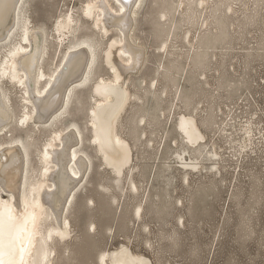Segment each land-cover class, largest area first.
<instances>
[{"label":"rangeland","instance_id":"rangeland-1","mask_svg":"<svg viewBox=\"0 0 264 264\" xmlns=\"http://www.w3.org/2000/svg\"><path fill=\"white\" fill-rule=\"evenodd\" d=\"M154 1L144 0L136 17L134 36L143 44L146 60L126 81L133 99L117 123L132 157L119 183L121 195L100 166L86 124L91 83L108 74L99 51L92 80L74 91L59 121L79 129L81 149L91 163L69 211L71 238L64 258L69 264H99V252L126 245L149 264H264V0H227L232 13L204 11L202 17L200 8L191 17L186 8L183 14L182 8H173L175 0L161 6ZM26 4L29 20L50 35L49 57L57 59L61 46L52 44L59 43L57 37L52 40L54 25L67 12L82 17L80 0ZM159 9L166 15V21L160 19L164 27L170 28L167 45L181 53L173 62L158 49L164 33L154 26L153 13ZM204 15L213 29L206 33L209 38L201 28ZM81 20L67 43L93 30ZM184 33L194 47L201 44L195 60L186 56L193 49L187 40L181 42ZM9 96L17 111L13 89ZM188 115L203 136L195 146L178 128L180 117ZM139 117H145V124L136 125ZM47 131L38 133L40 142ZM32 154L31 165L38 166ZM180 159L198 167L183 168ZM132 182L136 191L130 189ZM89 222H94L92 231ZM55 252L58 263L63 250L55 246Z\"/></svg>","mask_w":264,"mask_h":264},{"label":"bare ground","instance_id":"bare-ground-1","mask_svg":"<svg viewBox=\"0 0 264 264\" xmlns=\"http://www.w3.org/2000/svg\"><path fill=\"white\" fill-rule=\"evenodd\" d=\"M154 2L161 6L166 0ZM26 3L27 0H0V264H69L64 258L69 254L65 249L71 238L69 211L91 163L81 149L79 129L74 125L65 128L59 121L66 116L74 91L92 80L99 51L108 74L91 83L86 124L100 166L109 171L121 195L119 183L132 157L128 143L117 132V123L133 99L126 81L140 71L146 60L145 48L134 36V24L144 0H80L81 16L93 30L86 38L67 43L82 17L68 12L59 15L52 38L59 40L58 44L52 42L54 47L61 46L57 59L49 57L53 49L48 41L50 35L29 20ZM173 5L175 10L182 8L181 14L186 8L191 17L198 13L197 8L201 17L204 11L218 10L224 15L231 12L227 0H175ZM165 18L162 10L154 11V26L164 33L158 49L168 52L172 61L181 53L176 54L173 46L167 45L170 28L164 27ZM211 26L204 15V38H209L206 35L213 30ZM187 36L184 33L181 42L187 40L188 48L193 50L186 56L195 60L201 55V44L194 47ZM164 78L168 79V74ZM154 84L151 81L149 86ZM12 89L17 111L11 105ZM144 118L139 117L136 125L142 124ZM178 122L188 144L192 146L203 139L192 116H181ZM42 130L48 131L40 142L38 133ZM38 143L39 150L35 147ZM29 152L35 154L38 166L32 167ZM180 164L191 171L198 167L183 159ZM130 189L137 190L133 182ZM87 200L93 202L90 197ZM135 207L134 215L139 216L141 207ZM93 223H88L90 231ZM55 246L63 250L58 263ZM64 252L67 253L63 255ZM97 260L99 264H149V259L131 252L126 245L99 252Z\"/></svg>","mask_w":264,"mask_h":264}]
</instances>
